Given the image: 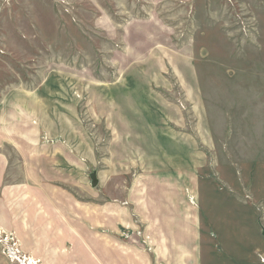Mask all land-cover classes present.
Segmentation results:
<instances>
[{
  "label": "rangeland",
  "instance_id": "374dc122",
  "mask_svg": "<svg viewBox=\"0 0 264 264\" xmlns=\"http://www.w3.org/2000/svg\"><path fill=\"white\" fill-rule=\"evenodd\" d=\"M165 116L181 134L178 167L197 144L199 192L176 198L183 223L196 208L200 244L217 264H264V0H0L8 181L29 161L15 150L34 148L64 165L78 199L95 193L108 204L121 195L113 165L139 172L143 125ZM161 143L168 156L174 145ZM143 188L133 189L131 216L149 242L142 214L157 221L162 198L178 190ZM0 249L7 264H44L1 226Z\"/></svg>",
  "mask_w": 264,
  "mask_h": 264
},
{
  "label": "crops",
  "instance_id": "0c3cea01",
  "mask_svg": "<svg viewBox=\"0 0 264 264\" xmlns=\"http://www.w3.org/2000/svg\"><path fill=\"white\" fill-rule=\"evenodd\" d=\"M159 119L161 127H153L150 121L143 125L147 132L141 133V137L149 144L142 151V163L138 162L139 172H134V165L112 164L109 183L121 195L110 197L108 204L95 193L90 196L92 200L78 199L79 195L70 191L69 171L64 165L53 164L46 160L48 154H39L34 148L15 150L29 161L24 159L18 167L19 174L10 182L8 167H15L5 150H0V226L16 234L26 251L44 264H217L216 256L207 254L211 248L204 244V251L203 243L200 244L198 210L187 203L190 213L185 224L175 208L176 198L186 204L182 194L187 190L193 199L199 192L197 144L190 143L184 149L185 161L178 167V159L182 158L176 151L181 136L176 131L177 122L168 116ZM161 141L174 145L169 146L168 156L162 153ZM95 173L100 185L101 179ZM162 184L178 192H167L162 198L165 212L158 208L157 221L143 219L142 214V222L151 233L147 242L133 228V189L149 186L152 190ZM119 226L131 228L133 233L121 231ZM97 230H106L107 234ZM203 252L207 254L205 258ZM0 264H7L1 249Z\"/></svg>",
  "mask_w": 264,
  "mask_h": 264
},
{
  "label": "water",
  "instance_id": "95a60500",
  "mask_svg": "<svg viewBox=\"0 0 264 264\" xmlns=\"http://www.w3.org/2000/svg\"><path fill=\"white\" fill-rule=\"evenodd\" d=\"M89 180H90V186L92 189H95L99 182H98V179H97V176H96V173L95 172H92L90 175H89ZM262 236L264 237V230L261 232Z\"/></svg>",
  "mask_w": 264,
  "mask_h": 264
}]
</instances>
